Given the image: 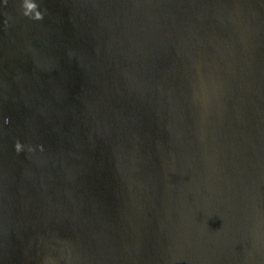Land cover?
<instances>
[{
	"label": "water",
	"instance_id": "1",
	"mask_svg": "<svg viewBox=\"0 0 264 264\" xmlns=\"http://www.w3.org/2000/svg\"><path fill=\"white\" fill-rule=\"evenodd\" d=\"M0 264H264V0H0Z\"/></svg>",
	"mask_w": 264,
	"mask_h": 264
},
{
	"label": "clouds",
	"instance_id": "2",
	"mask_svg": "<svg viewBox=\"0 0 264 264\" xmlns=\"http://www.w3.org/2000/svg\"><path fill=\"white\" fill-rule=\"evenodd\" d=\"M27 7H28L29 9H31V8L34 7V5H32V4H28ZM25 14L27 15L28 13H25Z\"/></svg>",
	"mask_w": 264,
	"mask_h": 264
}]
</instances>
